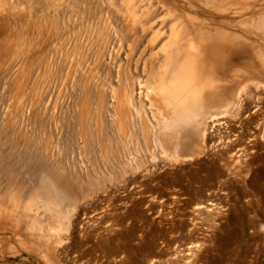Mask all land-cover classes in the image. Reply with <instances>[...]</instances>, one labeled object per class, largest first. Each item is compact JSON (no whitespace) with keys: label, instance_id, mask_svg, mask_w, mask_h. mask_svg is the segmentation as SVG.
<instances>
[{"label":"rangeland","instance_id":"obj_1","mask_svg":"<svg viewBox=\"0 0 264 264\" xmlns=\"http://www.w3.org/2000/svg\"><path fill=\"white\" fill-rule=\"evenodd\" d=\"M58 1L0 0V264H264V73L250 78V89L238 95L236 106L230 111L208 114L206 129L200 128L196 137L189 136L182 142L175 139L178 144L183 143L181 147H188L187 150H177L180 152L177 161L172 160L176 151L174 144L159 147L158 143L154 144V135L146 144L142 140L143 127L137 132L135 130L138 137L140 132L142 134L139 139L135 133L130 135L132 131L127 123L122 125L119 119L115 122L119 117L114 115L116 113L107 115V118L112 117V120H107L110 125L114 121L112 125L116 130L108 124L107 131L120 132L125 126L121 129L123 137H126L124 140L127 143L135 137L131 139L133 144L130 140L132 146L127 147L130 149L117 151L121 156L115 155L116 151L111 155L102 153L97 145L92 148L91 143H87L88 139L85 140L89 133H85L86 126L83 122L80 124L77 115L81 103L76 98L78 93L79 96L87 94L83 84L89 81L75 77L74 68H68L73 42L71 53L65 59L55 43L56 13L61 8ZM98 1L69 0L63 4L68 6L63 7L67 10L64 12L66 18L71 19L67 23L70 30L66 27L65 33L67 35L73 28L76 30V37L73 31L68 34L72 38L70 40L83 43L79 50L84 47L81 50L83 55L89 51L87 57L94 51L87 42L88 37L97 35V31L91 32L87 27L89 14H119V0H104L103 6ZM164 1L167 5L161 4L163 9L156 14H170L175 10L179 13L175 11L173 14H183L180 11L181 3L184 4L182 0L181 3ZM191 1L196 3L195 6L201 4L200 0ZM230 3L231 7L226 4L227 11L222 10L223 6L226 8L223 4L216 8L204 6L206 14H197H205L204 18L214 23L245 22L246 30L242 32L258 49L250 52V58L244 63L255 66L256 53L264 52V35L255 33L250 24L253 19L264 15V0H245L240 7L231 0ZM233 9L237 10L235 14ZM228 28L240 31L233 25ZM260 60L263 63L262 58ZM19 75L23 76L21 80ZM89 98L92 99L89 102L94 99L93 96ZM90 113L91 109H88L86 118ZM214 120H217V125L212 130ZM180 127H177L180 129L178 132L184 134L186 128ZM204 129L207 132L205 136ZM151 131L153 134L154 130ZM78 141L89 145L86 148L90 151L82 148L81 142L78 146ZM97 147L98 153L95 151ZM83 150L90 157L82 153L83 156ZM61 159L63 164L72 167L73 173L68 174L69 178L67 174L64 178L54 173L51 175L55 178L48 175V166H61ZM105 170L109 172L104 176ZM86 174L88 180L96 178L95 182H85ZM46 175L58 183L54 185V193L70 199L65 203L68 206H63L65 198L61 201L65 213L68 212L61 223L62 229L59 230L55 224L58 231L53 237L47 235V232H52V227L48 225L47 215L42 213L43 201L49 194L48 189L41 188L47 183ZM73 176L79 180H73ZM59 178H62V184ZM11 196L16 198L15 201ZM33 196L38 197L36 212L35 209L22 212L24 203ZM12 206H16L14 213V209H10ZM9 209L12 211L10 215ZM37 211L41 214L39 227L45 228L43 230L47 232L43 233L47 236L41 234L39 241L35 242V234L31 239L26 234L32 231V226L35 228L28 214L36 213L37 216ZM16 214L25 218L24 221L15 219ZM9 216L14 218L13 224ZM20 221L21 225L17 223Z\"/></svg>","mask_w":264,"mask_h":264},{"label":"bare ground","instance_id":"obj_2","mask_svg":"<svg viewBox=\"0 0 264 264\" xmlns=\"http://www.w3.org/2000/svg\"><path fill=\"white\" fill-rule=\"evenodd\" d=\"M108 1H105V3H108ZM175 1H178V3L180 2V0H175ZM231 1H233V4L239 5L240 7L241 2L245 0H231ZM46 2H48V0H46ZM58 2L61 5V8H58L57 10L58 12L56 13V28H57L56 37L57 39L55 43L57 44V47L61 50L62 52L61 54L63 55L62 57L65 59V57L69 53H71L70 47L72 46V42H73L74 46H72L73 51L71 53L72 60L70 59L71 61L68 63L70 66H68V68L69 67L71 68V66L74 68L75 77L76 76L79 77V79L83 80L84 82H86L85 80L89 81L88 84L87 82L83 84L85 85V87L83 88H85L84 90L87 94H84L83 92L81 94H84V95L79 96L80 94L78 93V96L76 98L77 100H80V103H81V108H78L80 109L78 110L80 111V113L77 115L79 116L80 124L83 122V125L86 126V129L88 132L86 131L85 133H89V136L87 138L85 137V140L88 139L87 140L88 142L87 141L86 142L88 144L89 143L93 144V145L90 144V146H93L92 148H94V146L97 145L99 149H101L102 153L111 155L116 151L114 153L116 155L117 151L121 152L123 148L126 151L127 149H130L127 147H129V145L132 146L131 139L135 137L130 136L132 138L127 141V143L129 142V144H127L126 140H124V138L126 137L125 136L123 137V133L121 131L122 128L123 129L125 128V126H122V125L127 123L128 127H130V130L132 131L131 132L132 134L130 135H134L135 133V136L138 139L139 137H142L141 136L142 134H140L141 132L138 131L140 132L139 133L140 136L138 137L137 136L138 134H136V132L141 127H143L141 128L143 132V138H144L142 140H145L146 144H147V141L151 138V135H154V139H155L154 144L158 143L159 147L164 146V145L169 146V145L174 144L176 146V149H175L176 151L174 154L172 152L173 157L171 156L172 154L170 156L173 158L172 160L177 161V159L179 158L178 153H180L177 150L178 149L187 150L188 147L187 146L181 147L180 145H182L183 143L178 144L177 141H175V139L178 138V140H181L182 142L183 139L186 140L187 138H189V136H191V138L196 137L198 134L197 131L202 127L203 128L206 127L207 125L206 118L208 114L217 115L220 112L230 111L234 107L235 101L237 100L238 95L241 93H245L246 91L248 92V90L250 89L249 87L250 86L249 84L251 81L250 78L254 74L260 73L261 75L262 73H264V70H263L264 52H261L258 54L256 53V59L254 60L255 61L257 60V62H254L253 60V63H255V66L253 65L249 66L247 64L245 65L244 63L246 59L250 58V52H253V50L255 51L258 49L255 44H251V42L249 41V38L244 36L245 34H243L242 32L246 30V27L244 26L245 22L242 24L241 22L236 23L232 21L230 22L228 21L226 23L223 21H218V23L217 22L214 23L212 22L213 20L210 22V20H207L206 18H204L206 14L205 12H207L204 6H212L216 8L218 6H222L223 4H225V6L226 4H228L229 7H231L230 0H200L198 2H201V4L200 5L197 4V6H195L196 3L193 4L191 0H182L181 2H184L185 5L180 2L181 6L180 5L179 6L182 8V9L180 8V11L183 14L181 13L173 14L176 10L174 9L175 10L174 11L171 8L170 9L174 11L173 13L169 12L170 14L168 13L167 14H156L158 11H160V9H163L162 5L164 4L167 5L164 0H160V1L119 0V3L116 2L118 4L117 9L119 10L118 11L119 14H114V12L113 14H104V13L103 14H89L92 12V11L90 12L89 10L88 14L93 17L90 16V20L88 19L86 20L88 24L87 27L91 29V32L97 31L96 37H93V36L88 37V41L86 40L89 43V45L94 49V51L90 53L89 57H87V54H89V51L88 52L85 51L86 55H83V52L81 50H83L84 47H82L83 49L79 50L83 43L78 44L75 40H70L72 39L68 35L70 32L73 31L72 33L75 34V35L73 34L75 37L77 35L76 30L72 27L74 23L70 25L71 28H73L71 29L72 31H69L67 35L65 33L67 23L71 19L69 20V17L68 19L66 18V13L64 12L67 11L65 10V8L68 6L66 5L63 6V4L64 2L65 3L69 2V0L68 1L60 0ZM98 2L102 4V6L104 5V0H99ZM98 2L96 3L97 5L99 4ZM87 6L89 7V5ZM227 6L224 9H223L224 7L223 6L222 10L227 11ZM94 8L92 10H94ZM99 8L101 7L99 6ZM214 8H211L210 10ZM95 10L98 11V8L96 7ZM233 10L235 14L237 10L236 9H233ZM218 11H220V9ZM198 12L205 13V14H200V13L197 14ZM212 12H215V10L214 11L212 10ZM54 14L53 16L55 17ZM43 16L44 15H42V17ZM77 16L78 14L74 15L73 17H77ZM45 17L46 16H44V18ZM75 19L74 20L72 19V20L75 22L77 21ZM51 22H53V19ZM231 25H233L234 28L239 27L240 31L228 28V26H231ZM250 25L252 26L251 28H253V31L255 33L259 32L264 35V15H261L260 17L253 19ZM46 26L48 27V25ZM86 28H84L85 32H87ZM85 49L87 50V48ZM260 58H262L263 63L261 62ZM64 59H60V61H63ZM62 65H60V67H62ZM256 66H259V67H256ZM16 76L18 77V75ZM22 77L20 76V80L22 79ZM42 77L45 78V76H42ZM15 80H13V82ZM44 80L45 79H43L42 81ZM70 93L72 94V92ZM90 96L94 97L92 102H89ZM48 103H47V106L50 105V104L48 105ZM88 109H91V113L86 118L85 114L86 112H88ZM112 113H116L114 115H119V117H116V118L114 117V118L116 119L115 122H117V119H119V121L121 120L120 123L122 125H119L120 123H117L119 126H122L121 129L119 127L120 132L116 131L115 133V132H112L111 130L112 128L113 130L115 129L114 128L115 126L112 125L114 124V121L110 125L109 124L110 122L107 119L112 120V117L107 118V115H110ZM122 119L126 122L123 121L124 123H122ZM216 123H217V120H214L211 125L212 130L216 129V125H217ZM108 124L110 125V128L113 126L111 129L109 128V131L111 130L110 132L107 131V126H109ZM178 126H181V127L183 126L184 129L186 128L185 129L186 132L185 130H183L184 134L181 133L182 131L178 132L180 130V129L179 130L177 129ZM90 129H92V131H90ZM205 129H204V136L207 135L206 134L207 132L205 133L206 131ZM151 130H154L153 134H150V132L152 133ZM128 137L129 136H127V138ZM182 137H185V138H182ZM80 142L78 141L77 143L78 146H80L79 144ZM82 142H81V147L83 146L82 148H86L89 146V145L87 146L86 142L84 143L86 145H82ZM139 144H140V141H139ZM98 147H97V150H95L96 153L100 152V150L98 151ZM87 150H89V148ZM83 151L81 152V154L83 153L87 155V153ZM95 151L93 152L95 153ZM131 151H133V149ZM123 154L126 155L125 153ZM87 156L90 157L89 154ZM124 157L126 158V156ZM55 161L58 162V160H55ZM60 161L62 162L61 166L60 165L55 166L54 164H51V162L49 163V165L50 164L51 165L48 166L49 167L48 171L50 172V173L48 172V175H51L52 173H54L64 178L65 174H67L66 176H68L69 178V175L72 172V169H71L72 167H70V164L69 165L63 164L64 162L62 161V159ZM89 161H91V159H89ZM67 162L68 161H65V163ZM91 165L93 164L91 163ZM91 168H93V166ZM100 171H102V169ZM90 172H88V174H90ZM106 172H109V171L105 170L104 176ZM88 174H86L85 182H88V183L90 182L89 184H92L93 179L91 180L89 178L90 180H88L87 178ZM91 174H94V173L92 172ZM51 176H54L55 178V175H51ZM95 176H99V175H95ZM46 177H47L46 178L47 183H45L44 186H41V188L48 189L49 194L46 200L44 201L41 200L43 201V209H44V212L42 213H45L47 215L48 219L46 220L48 222V225L50 224V226L52 227L50 228V230L52 229L51 230L52 232L48 233L46 230H43L45 228L39 227L41 226L40 212L37 211L38 212L37 216L35 215L36 213L31 214V215L28 214V216L31 217L32 223L35 224V225L33 224L35 228L29 225L30 224V220H29L28 225L31 227L32 231L34 230V233L32 231L28 232L26 236L30 237L31 239V236L34 237V234H35L36 237L33 238L35 242L39 241L38 237L41 236V234L44 235L46 232H47V235H49V237L55 236V233L57 234V231H58L57 230L58 226H59V230L60 228L61 229L63 228V226L62 227L60 226H61V223L65 220L66 213L68 212L67 210L65 213L64 207H62L61 205V201L66 196L64 197L63 194H61L62 192L60 193L61 195H59V193H54V191L56 192V188H54V185L55 183L56 184L58 183L50 180L53 177L49 178L47 175ZM73 178H75L73 180H76V181L79 180V179L77 180L78 178L77 176H73ZM60 179L62 178L58 179L59 182H60ZM95 179L96 178H94V180ZM61 182L60 184H62ZM60 187L61 186H59V190L61 189ZM17 198H20V197H17ZM13 199L15 201L16 198H13ZM69 200L66 199L65 202L63 203V206ZM36 201L38 202V197L36 196L31 197L29 201L24 203L21 211L28 213L29 211L34 210L35 206L36 208L38 207L37 205L38 203H36ZM18 207L20 208V206ZM12 208L14 209L13 211L14 213L16 211V206L10 207L11 210ZM6 212L7 211H5V213ZM35 212H36V209H35ZM11 213L12 211H10L9 215ZM13 215L14 214H12L11 216L13 217ZM17 215L18 214H16V216ZM12 217L9 216L10 220ZM18 218L19 217L17 216V218L15 219H18ZM19 219L24 221L25 218L22 219L21 217ZM13 221H14V218H12V221H11L12 224L14 223ZM15 221H18V220H15ZM6 222L8 221L6 220ZM17 223L20 225L22 224L21 221L20 223L19 222ZM55 224H57L58 226H56ZM29 226H27V229ZM28 230H30V228ZM43 231H45V233H43ZM17 235L19 234L17 233ZM23 236L25 237V234H23ZM20 238L21 240L23 239V237H21V234H20ZM41 251H44V250H41Z\"/></svg>","mask_w":264,"mask_h":264}]
</instances>
